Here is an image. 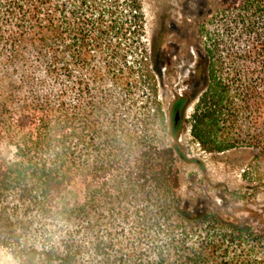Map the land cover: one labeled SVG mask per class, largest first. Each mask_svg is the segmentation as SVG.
Here are the masks:
<instances>
[{
    "label": "trees",
    "instance_id": "obj_1",
    "mask_svg": "<svg viewBox=\"0 0 264 264\" xmlns=\"http://www.w3.org/2000/svg\"><path fill=\"white\" fill-rule=\"evenodd\" d=\"M213 14L190 135L207 152L250 151L246 174L264 188V0ZM84 15L64 0H0V148L11 150L0 248L14 264H264L262 236L178 196L173 117L187 96L165 112L144 54L120 69L105 43L119 28ZM138 85L151 103L136 106ZM166 122L171 143L158 135Z\"/></svg>",
    "mask_w": 264,
    "mask_h": 264
},
{
    "label": "rangeland",
    "instance_id": "obj_2",
    "mask_svg": "<svg viewBox=\"0 0 264 264\" xmlns=\"http://www.w3.org/2000/svg\"><path fill=\"white\" fill-rule=\"evenodd\" d=\"M64 1L67 9L80 6L84 17L96 18L100 29L108 25L119 28L116 34H113L116 30L108 33L105 43L119 52L116 64L120 69L124 65L134 66L140 52L144 54L146 69L152 71L154 95L165 112L174 96H187L178 120L177 142L186 158L178 163L177 193L181 202L191 209H216L264 239V188L259 186L253 170L246 174L255 162L252 153L243 148L207 152L190 135L191 114L202 86V81L194 77L199 50L205 41L204 34L211 28L216 4L225 0ZM110 19L112 24L108 22ZM84 73L87 78V67ZM132 96L136 106L147 99L151 103L154 97L147 98V90L139 85L133 89ZM158 132L164 142L171 143L167 122ZM0 152L3 156L11 155L5 146H1ZM0 260L14 264L8 252L1 248Z\"/></svg>",
    "mask_w": 264,
    "mask_h": 264
},
{
    "label": "water",
    "instance_id": "obj_3",
    "mask_svg": "<svg viewBox=\"0 0 264 264\" xmlns=\"http://www.w3.org/2000/svg\"><path fill=\"white\" fill-rule=\"evenodd\" d=\"M179 118H180V114H179V112H176L174 114V117H173L174 124H176L178 122Z\"/></svg>",
    "mask_w": 264,
    "mask_h": 264
},
{
    "label": "clouds",
    "instance_id": "obj_4",
    "mask_svg": "<svg viewBox=\"0 0 264 264\" xmlns=\"http://www.w3.org/2000/svg\"><path fill=\"white\" fill-rule=\"evenodd\" d=\"M0 264H5V262L3 260H0Z\"/></svg>",
    "mask_w": 264,
    "mask_h": 264
}]
</instances>
